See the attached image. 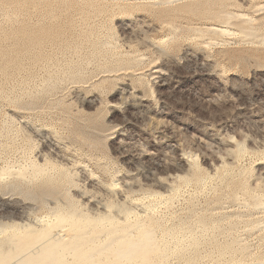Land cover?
<instances>
[{"label": "rangeland", "instance_id": "1", "mask_svg": "<svg viewBox=\"0 0 264 264\" xmlns=\"http://www.w3.org/2000/svg\"><path fill=\"white\" fill-rule=\"evenodd\" d=\"M60 212L264 263V0H0L1 244Z\"/></svg>", "mask_w": 264, "mask_h": 264}, {"label": "bare ground", "instance_id": "2", "mask_svg": "<svg viewBox=\"0 0 264 264\" xmlns=\"http://www.w3.org/2000/svg\"><path fill=\"white\" fill-rule=\"evenodd\" d=\"M233 15L226 14L225 19L230 20L233 17ZM251 20L247 18L248 22H251ZM222 32L228 33V30L227 31L224 30ZM37 168H40V165ZM40 172H41V169H40ZM40 172L38 171V173L37 172L36 173L39 175ZM19 175L21 174L19 173ZM40 175L42 176L44 175V173ZM23 177H26V176H23ZM107 212H105L104 215L108 216L109 214ZM112 216L113 218H115L114 216L119 217L115 213ZM56 217H57V221L54 220L55 222L52 227L51 226L46 227L48 228L47 230L38 231L39 229L35 228L37 232H35L36 230H34L33 232L32 227L31 226L29 227V225H27L26 228H30L31 229L30 232L26 231V233H23L24 228L22 230V233L21 231L20 232L18 231L15 234L14 232H12L14 235L12 236L9 235L10 237H8L7 241L4 242L3 245L1 244L3 242V239H2V242L0 241V244H1L0 264H11L13 261H16V264H100V262L102 261L98 262V259L103 258L105 256H110V255L114 257L113 258L114 260L112 263H109V264H122V263L124 264H150L149 262H150L151 251L154 254L155 252L157 253V251H153V248L158 245L157 241H155L157 239V238L155 239L156 233H154V231L152 229H149L148 227L145 228L147 225L149 226L150 224L145 223L147 225L144 227L145 225L143 224L144 220L143 221L141 220L143 223H141V221H139L140 222L139 223L137 220H134V222L137 221L135 224L124 223L123 225H119V222L117 224L116 220H114L116 224L112 223L114 221H111L110 215L108 216V218H105V219L102 218L99 220L86 219L78 215L76 212H68L66 214L61 213L59 215H56ZM123 217L125 216L123 215ZM129 221L131 220L129 219ZM66 226L67 227L69 226L70 229H77V231H80V234L79 232L75 233L74 230L72 231L70 230L74 235L72 234L71 237H68L69 235L66 233L68 229H66ZM81 226H82V229L79 230L78 228L79 227L81 228ZM59 227L61 228L65 227V229L67 230L65 232L67 236L65 237L70 238L69 240L67 241L63 240V238H59L58 236L56 237H58L59 239L58 238H56V240L49 239L52 232L54 234L57 233L54 230ZM27 230L29 231V229ZM61 231H63V229ZM134 231L135 232L137 231L138 232L137 234L139 236L135 237L136 235H134L135 238H133V236L132 238L131 237L129 238V236L132 235L133 234L132 232ZM107 232L110 235L109 238L105 242H99L98 240H100V237H102V235H105L107 237L106 235ZM61 234L63 235V233ZM105 236L103 237L105 238ZM155 242H156V245H154ZM35 248L36 250H34ZM155 248L157 249V247ZM160 249L159 251H161ZM104 261H106V259ZM151 263L153 262L151 261Z\"/></svg>", "mask_w": 264, "mask_h": 264}]
</instances>
